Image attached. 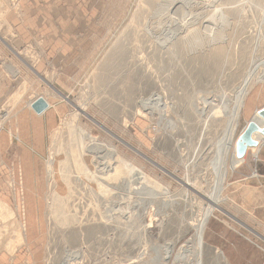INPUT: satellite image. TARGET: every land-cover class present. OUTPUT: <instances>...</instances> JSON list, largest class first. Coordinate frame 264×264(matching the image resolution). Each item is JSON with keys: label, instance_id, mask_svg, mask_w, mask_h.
I'll return each instance as SVG.
<instances>
[{"label": "rangeland", "instance_id": "obj_1", "mask_svg": "<svg viewBox=\"0 0 264 264\" xmlns=\"http://www.w3.org/2000/svg\"><path fill=\"white\" fill-rule=\"evenodd\" d=\"M72 1L46 52L0 57V264H195L199 226L200 264H264V136L235 151L264 127V0Z\"/></svg>", "mask_w": 264, "mask_h": 264}, {"label": "crops", "instance_id": "obj_2", "mask_svg": "<svg viewBox=\"0 0 264 264\" xmlns=\"http://www.w3.org/2000/svg\"><path fill=\"white\" fill-rule=\"evenodd\" d=\"M75 2L78 3L77 0H74ZM18 3L20 7L19 17L15 16V14L6 16L5 20L13 31V34L11 36L7 35L4 40L0 38V57L14 58L25 47L30 45L37 47V44L39 48H42L46 52L48 38L47 26L49 24L63 26L81 23V20L75 18L77 16L72 17L66 11L68 9V3L73 5L72 0L70 2L60 1L58 5L62 11H59L57 15L56 13L50 15L49 21L47 0H18ZM26 115L29 118V114L27 113ZM3 145L5 146V144Z\"/></svg>", "mask_w": 264, "mask_h": 264}, {"label": "water", "instance_id": "obj_3", "mask_svg": "<svg viewBox=\"0 0 264 264\" xmlns=\"http://www.w3.org/2000/svg\"><path fill=\"white\" fill-rule=\"evenodd\" d=\"M31 109L37 115L41 114L43 111L47 109V104L42 98H37L32 104ZM258 116L264 120V110H260L258 112ZM260 132L264 136V127L259 129L258 126L249 122L242 133L238 137L235 145L236 157L242 158L246 152V150L250 147H256L257 143L252 139V134ZM86 152L94 155L93 164L95 165L96 171L100 174L104 173L107 169H109L113 163L114 156L108 151L104 146L99 144H92L86 148ZM107 209L110 213H121V215H125L126 211L122 209L119 205L112 204L111 206L107 205Z\"/></svg>", "mask_w": 264, "mask_h": 264}, {"label": "bare ground", "instance_id": "obj_4", "mask_svg": "<svg viewBox=\"0 0 264 264\" xmlns=\"http://www.w3.org/2000/svg\"><path fill=\"white\" fill-rule=\"evenodd\" d=\"M154 2L156 0H153ZM158 3V2H157ZM4 13V12H3ZM26 56V55H25ZM218 57V56H217ZM10 68V67H9ZM12 68V72L13 74L17 75L19 73L18 69L14 68V67H11ZM48 105H47V109L49 108V102H47ZM46 109V110H47ZM45 110V111H46ZM44 112V111H43ZM196 230L198 231V238H197V241L194 243V245L192 247L189 248V255H193V259H194V263L195 264H200V261H199V247H200V235H201V232H202V228L201 226L199 227H196ZM168 249V248H166ZM70 259V258H69ZM191 261V260H190Z\"/></svg>", "mask_w": 264, "mask_h": 264}]
</instances>
